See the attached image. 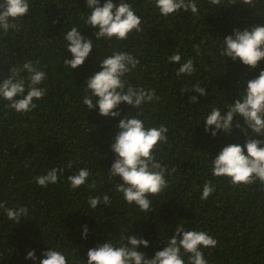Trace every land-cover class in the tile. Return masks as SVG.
I'll use <instances>...</instances> for the list:
<instances>
[{
  "label": "trees",
  "instance_id": "16d2710c",
  "mask_svg": "<svg viewBox=\"0 0 264 264\" xmlns=\"http://www.w3.org/2000/svg\"><path fill=\"white\" fill-rule=\"evenodd\" d=\"M125 2L142 20V31H133L126 40H97L93 33L98 28L85 24L86 0H29L28 14L17 21L19 31L0 30V81L11 67L26 60H38L37 66L47 74L41 85L46 95L34 101L33 111L16 113L0 99V202L7 201L9 208H28L27 217L18 223L9 221L0 209V264H39L48 247L66 253L68 264H84L89 248L107 240L117 242L120 235L146 239L149 246L137 250L151 259L179 224L186 230L206 231L218 241L215 248L203 249L208 264H264V185L257 181L233 187L228 178L214 177L210 171L212 158L227 144L243 145L245 135L233 127L229 134L218 131L212 137L211 129L205 132L203 120L213 105L226 109L246 82L264 69V60L251 68L239 59L219 55L222 39L233 29L264 24V0H255L254 6L239 0L231 5L229 0L221 5L196 0V15L179 11L167 17L150 0ZM72 27L94 45L76 69L63 64V59L72 58L63 38ZM193 45L200 46L199 55ZM113 50L128 52L140 61L124 79L134 87L154 89L159 97L142 105L139 118L146 127L168 128L167 143L158 145L154 154L171 172L165 177L169 186L149 197L153 210L146 214L115 192L120 178L110 181L107 175L115 159L110 145L119 120L140 109L121 103L120 116L109 118L99 115L95 107L88 110L82 102L86 78L100 70L99 61ZM176 52L182 56L181 63L189 57L194 60L192 76H176L180 64L168 61ZM197 82L206 95L181 92ZM190 96H198V102L190 104ZM237 121L243 126L242 118L235 117L233 123ZM248 135L261 139L251 130ZM69 161L72 169L66 168L56 184L44 188L33 180L52 167L64 168ZM84 167L92 174L88 182L97 181L94 191L87 185L73 190L66 180ZM205 181H211L215 191L201 200ZM104 193L111 199L110 207L91 209L88 197ZM84 226L86 238H82ZM33 250L36 261L25 259Z\"/></svg>",
  "mask_w": 264,
  "mask_h": 264
},
{
  "label": "clouds",
  "instance_id": "9594fccd",
  "mask_svg": "<svg viewBox=\"0 0 264 264\" xmlns=\"http://www.w3.org/2000/svg\"><path fill=\"white\" fill-rule=\"evenodd\" d=\"M158 9L160 15L167 17L179 11L191 12L196 15L199 12L196 0H150ZM239 2L254 6L255 0H239ZM212 5H221L222 0H209ZM237 3V0H229L227 5ZM89 14L85 24L92 28H98L93 35L97 40L101 38L126 40L133 31H142V20L130 3L125 0H86ZM224 5V6H227ZM30 10L29 0H0V30L7 34L9 30L19 31L17 23L26 16ZM55 23V21H54ZM65 49L71 54V59H63V64L69 69L82 66L93 50L92 40L81 35L77 27H72L64 35ZM197 55L200 54V46L193 45ZM221 57H230L233 61L239 59L240 63L251 68H257L261 60H264V24H256L244 30L233 29L231 35L222 39L219 50ZM179 52L168 57L172 64H180L176 68V76H192L196 68L194 60L189 57L182 63ZM140 61L132 54L125 51L113 50L112 54L99 61L100 70L93 72L85 80V96L83 104L88 110L94 107L98 114L104 117L115 118L120 116L118 107L121 103L132 109H140L134 116L125 115L119 120L118 132L114 137V143L110 149L115 153V159L107 172L111 181L119 177L114 190L122 194L124 201L135 204L141 212L147 213L152 209L153 201L149 198L158 196L169 186L171 172L166 165H162L156 159L155 151L158 145L167 143L168 128L161 124L156 127H146L145 122L139 117L142 115V105L158 101L159 97L154 89L134 87L124 77L139 65ZM39 61L26 60L22 64L11 67L6 77L0 81V99L7 101L6 107L16 113L25 114L33 111L37 104L34 101L41 100L46 95V89L41 85L47 79L46 72L37 65ZM194 91L199 96L206 95L205 87L199 82L190 87L181 89L184 94ZM90 93V95L88 94ZM96 98L95 104L93 98ZM190 104L198 102V96H190ZM235 117L243 119V126L239 121L233 123ZM204 120V130L215 137L218 131L229 134L233 127L239 129L245 135L243 145L230 143L224 146L219 153L212 158L210 171L214 177H226L233 187L250 186L257 181L264 185V69L258 76L248 80L238 97L222 110L213 105L210 113ZM248 130L261 139H255L248 135ZM72 162H67L64 168L52 167L43 175L33 177L40 187H48L56 184L60 174L65 169H72ZM171 171H175L172 169ZM91 172L87 167L67 176L66 180L71 189L87 187L96 190L97 181L89 183ZM102 182V181H101ZM215 191L211 181H205L202 187L200 199L207 198ZM87 203L91 209L98 206L110 207L111 199L107 193L89 196ZM7 201L0 202V209L4 211L9 221L18 223L21 217H27L28 208L6 207ZM124 230H122V233ZM87 226H84L82 238H86ZM218 241L206 231L186 230L183 224H179L173 236L168 238L166 246L156 251L151 259L144 252L137 249L141 246L147 248L149 242L135 235H120L119 241L107 240L103 244L89 248L84 264H208L204 258L203 249L215 248ZM74 251V250H73ZM75 252V251H74ZM43 259L39 264H68L67 254L51 247L42 252ZM185 256L187 260H185ZM25 259L36 261L35 252L29 251Z\"/></svg>",
  "mask_w": 264,
  "mask_h": 264
}]
</instances>
